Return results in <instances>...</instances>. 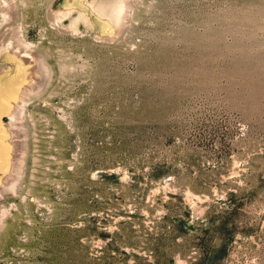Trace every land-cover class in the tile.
Here are the masks:
<instances>
[{"label": "rangeland", "instance_id": "rangeland-1", "mask_svg": "<svg viewBox=\"0 0 264 264\" xmlns=\"http://www.w3.org/2000/svg\"><path fill=\"white\" fill-rule=\"evenodd\" d=\"M85 1L0 0V264H264V0Z\"/></svg>", "mask_w": 264, "mask_h": 264}, {"label": "bare ground", "instance_id": "bare-ground-1", "mask_svg": "<svg viewBox=\"0 0 264 264\" xmlns=\"http://www.w3.org/2000/svg\"><path fill=\"white\" fill-rule=\"evenodd\" d=\"M70 2L71 3L69 4V6H66L65 8H62V7L59 8L57 10V13L61 14V15H69L74 9H76V6L73 5L72 1H70ZM85 5H87L98 18L102 19L106 24H108L110 26L111 32H112V30L116 31L118 29L119 25L121 24L124 12L126 10V4L123 0L113 1V2H101L100 4H97V5L94 3H89L88 1H85ZM78 13H79V16L81 18L89 17V13L84 9H79ZM92 25H94V23H92ZM30 44L31 43L26 42L25 46L28 47ZM0 52H2V54L6 53L9 55H12L10 52L9 45L0 47ZM14 53H15V51H14ZM19 57L22 58L23 56H19ZM6 94H7V97L11 100H13V98H15L18 95L14 82H9L7 84ZM12 110H13V107H12ZM3 113L8 114L10 117H14L8 102H5L4 106H2V108L0 105V135L5 132V131L3 132V130H5V127H4L5 124L3 123L2 115H1ZM2 123L4 124V126ZM3 127H4V129H3ZM4 136H5V133H4ZM12 149H11V145L8 141L4 142L3 140H0V170H1V175H6L10 171V170H8V172H7V169L8 168L10 169V167L12 166L11 165L12 160L10 157V154H11L10 152H12ZM11 156H12V154H11ZM1 179H2V177L0 176V181H1Z\"/></svg>", "mask_w": 264, "mask_h": 264}]
</instances>
